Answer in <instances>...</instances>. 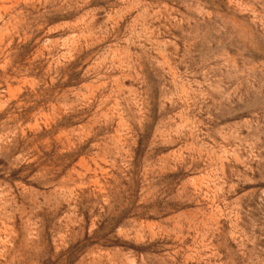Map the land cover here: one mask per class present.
<instances>
[{
	"label": "rangeland",
	"instance_id": "374dc122",
	"mask_svg": "<svg viewBox=\"0 0 264 264\" xmlns=\"http://www.w3.org/2000/svg\"><path fill=\"white\" fill-rule=\"evenodd\" d=\"M0 66V264H264V0H0Z\"/></svg>",
	"mask_w": 264,
	"mask_h": 264
},
{
	"label": "bare ground",
	"instance_id": "6f19581e",
	"mask_svg": "<svg viewBox=\"0 0 264 264\" xmlns=\"http://www.w3.org/2000/svg\"><path fill=\"white\" fill-rule=\"evenodd\" d=\"M6 1H7V0H6ZM75 1H76V0H75ZM131 1H132V0H131ZM147 1H148V0H147ZM153 1H154V0H153ZM158 1H159V0H158ZM108 2H109V1H108ZM163 3H165V1H164ZM136 4H137V3H136ZM165 4H166V3H165ZM99 5H100V4H99ZM138 6H139V5H138ZM161 6H162V5H161ZM173 6H174V5H173ZM2 7L4 8L5 6H2ZM88 7H89V6H88ZM174 7H175V6H174ZM6 8H7V7H6ZM4 9H5V8H4ZM4 9H2V10H4ZM175 9H176V8H175ZM178 9H179V8H178ZM156 10H157V9H156ZM114 11L116 12V10H114ZM139 11H140V10H139ZM137 12H138V11H137ZM153 12H154V10H153ZM143 14H144V13H143ZM53 15H54V14H53ZM108 15H109V14H108ZM116 15H117V14H116ZM176 15H177V14H176ZM105 16H106V15H105ZM113 16H114V15H113ZM133 16H134V15H133ZM150 16H151V15H150ZM80 17H81V15H80ZM82 17H83V16H82ZM107 17H108V16H107ZM90 18H91V17H90ZM99 18H101V17H99ZM178 18H179V17H178ZM55 19H56V18H55ZM131 19H132V18H131ZM126 20H127V19H126ZM126 20H125V21H126ZM129 20H130V19H129ZM129 20H128V21H129ZM51 21H52V20H51ZM104 21H105V20H104ZM123 24H124V23H123ZM96 25H97V24H96ZM74 26H75V24H74ZM148 26H149V25H148ZM96 27H97V26H96ZM119 28H121V27H119ZM122 28H123V27H122ZM153 29H154V28H153ZM157 29H158V28H157ZM47 33H48V32H47ZM114 33H115V32H114ZM114 33H113V34H114ZM2 35H3V34H2ZM110 38H112V37H110ZM152 41H153V40H152ZM179 43H180V42H179ZM148 44H149V43H148ZM157 45H158V44H157ZM113 59H114V58H113ZM117 59H118V58H117ZM0 67H1V66H0ZM172 77H173V76H172ZM117 90H118V89H117ZM119 91H120V90H119ZM14 92H15V91H14ZM14 92H13V93H14ZM9 93H10V92H9ZM116 93H117V92H116ZM14 94H15V93H14ZM116 95H117V94H116ZM236 101H237V100H236ZM210 102H211V101H210ZM208 104H209V103H208ZM210 104H211V103H210ZM238 105H240V104H238ZM238 105H237V106H238ZM225 106H226V105H225ZM244 107H245V106H244ZM246 108H247V107H246ZM246 110H248V109H246ZM212 111H213V110H212ZM252 111H253V110H252ZM236 113H237V112H236ZM238 113H239V111H238ZM235 115H236V114H235ZM233 117H235V116H233ZM236 118H237V117H236ZM244 118H245V117H244ZM244 118H243V119H244ZM246 118H247V117H246ZM248 119H249V118H248ZM224 120H225V119H224ZM224 120H223V121H224ZM180 121H181V120H180ZM224 123H225V122H224ZM227 123H228V122H227ZM223 125H224V124H223ZM212 126H213V125H212ZM214 126H215V125H214ZM80 127H81V126H80ZM183 131H184V130H183ZM223 138H224V137H223ZM224 139H225V138H224ZM191 144H192V143H191ZM221 144H222V143H221ZM222 145H223V144H222ZM193 146H194V145H193ZM198 149H199V148H198ZM212 150H213V149H212ZM206 151H207V150H206ZM224 151H225V150H224ZM222 152H223V151H222ZM262 152H263V151H262ZM205 153H206V152H205ZM210 153H211V152H210ZM225 153H226V152H225ZM230 154H231V153H230ZM174 155H175V154H174ZM225 155H226V154H225ZM225 155H224V156H225ZM261 155H262V154H261ZM263 155H264V154H263ZM262 158H263V157H262ZM167 159H168V158H167ZM230 159H231V158H230ZM221 160H222V159H221ZM247 161H248V160H247ZM214 162H215V161H214ZM218 162H219V161H218ZM248 162H249V161H248ZM250 163H251V162H250ZM227 164H228V163H227ZM219 165H220V164H219ZM250 165H251V164H250ZM234 168H235V167H234ZM237 168H238V167H237ZM243 171H244V169H243ZM243 171H242V172H243ZM240 172H241V170H240ZM245 172H246V171H245ZM205 173H206V172H205ZM177 174H178V173H177ZM210 174H211V173H210ZM248 174H249V173H248ZM250 174H251V173H250ZM255 174H257V173H255ZM255 174H254V176H255ZM258 176H259V175H258ZM258 176H257V177H258ZM205 177H206V176H205ZM250 177H251V175H250ZM197 178H198V177H197ZM259 179H260V178H259ZM261 179H262V178H261ZM235 181H236V180H235ZM260 182H262V181L260 180ZM188 183H189V182H188ZM184 184H186V183H184ZM206 184H207V183H206ZM259 186H260V185H259ZM189 187H190V186H189ZM240 187H241V186H240ZM242 189H243V188H242ZM242 189H241V190H242ZM244 190H245V189H244ZM247 190H248V188H247ZM248 191H249V190H248ZM259 191H260V190H259ZM219 192H220V191H219ZM240 192H241V191H240ZM244 193H245V192H244ZM236 196H237V195H236ZM242 199H244V198H242ZM207 200H208V199H207ZM168 202H169V201H168ZM213 202H214V201H213ZM213 209H215V207H214ZM217 210H218V209H217ZM197 211H199L198 208H197ZM189 213H190V212H189ZM201 218H202V217H201ZM201 218H200V219H201ZM207 218H208V217H207ZM167 219H168V218H167ZM195 219H196V218H195ZM234 219H235V218H234ZM205 223H207V222L205 221ZM193 224H194V223H193ZM178 227H179V226H178ZM180 227H181V226H180ZM224 232H225V231H224ZM239 232H240V231H239ZM263 233H264V231H263ZM237 234H238V233H237ZM195 237H196V236H195ZM236 237H237V236H236ZM184 239H185V237H184ZM229 247H230V246H229ZM232 247H233V246H232ZM198 262H199V261H198Z\"/></svg>",
	"mask_w": 264,
	"mask_h": 264
}]
</instances>
